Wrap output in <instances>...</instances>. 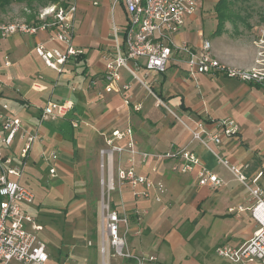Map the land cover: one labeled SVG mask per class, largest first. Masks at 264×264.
<instances>
[{
  "label": "crops",
  "instance_id": "crops-1",
  "mask_svg": "<svg viewBox=\"0 0 264 264\" xmlns=\"http://www.w3.org/2000/svg\"><path fill=\"white\" fill-rule=\"evenodd\" d=\"M94 1L96 0H75L76 11L73 19L72 45L75 49L81 50V54H78L83 56V60L77 61L75 56L77 58H80V56L78 57V54H76L68 56L62 64L55 62L56 69L45 64L41 56L35 51L37 44H42L46 51L57 49L62 54H66V44L59 40L51 39L56 32L55 26H50L45 31H38L32 35L11 34L6 38L0 39V75L4 78L8 77L10 80L8 83L0 82V102L11 98L8 93H5V88L8 89L9 93H16V97H13L10 103L3 102L0 104V109H2L3 104H6L7 108L3 109V112L18 117L22 124L20 132L15 137V139H18L17 145L11 147V151L14 155L18 154L21 149L20 143L23 142L24 136L35 131H38L40 136V139L33 143L32 149L23 161L26 167V175L29 178H34V174L45 171L47 164L41 160L40 154L43 151L53 149L51 144L55 143L58 149L55 148L57 157L52 162L53 165L56 170L68 174L70 167L66 164L65 158L68 157V154L69 157L70 154H75L71 145L76 144V140L78 142V136L86 135V137L98 139L99 147L96 148L98 153L99 149L105 145V138L113 129L117 128H114L113 125L115 117L121 113L120 109L123 107L122 104H124L122 94L102 92L103 97L99 98L98 92L102 91L101 85L93 87L90 84L93 78L101 76L106 58L112 52L113 40L110 37V30L112 31L113 24L116 25L112 15V26L103 27V33L106 32L105 34L93 33L96 22L91 19V15L104 14L107 16L108 11L110 12L109 0L107 1L108 6L104 7L102 13L96 8L97 3L93 4ZM125 18L123 10L122 24H124ZM196 23V18L190 16L183 28L176 34V42L180 43L183 41L181 37L178 39L177 36L182 33L186 26ZM224 32L220 35L211 34V54L230 67H253L257 59L255 49L242 43L240 39L226 38ZM80 34L81 37L73 38L74 36H80ZM199 37L201 40V31H199ZM200 40L197 43H187L199 45ZM86 49L94 52L90 62ZM6 59L10 61V65H4V60ZM55 59L54 57L53 61ZM184 60V57L168 60L163 72L151 75V84L161 98L173 110L178 112L188 124L204 120L207 127H212V120L233 117L239 124L238 138L230 139L224 137L217 150L229 162L238 165L245 176H253L264 166V82H244L235 78L220 75L211 77L206 74H195L194 77H190L188 65ZM68 62H74L75 64L69 65L67 64ZM92 62L94 66L91 67ZM43 64L56 74L63 75L64 80L62 81L64 83L58 84V82L56 85H52L50 74L41 75L40 65ZM75 66L78 67L77 71H73ZM122 75L124 80H129L125 72H122ZM14 80H17L20 85L15 86ZM50 86L52 87L51 91H49ZM57 89L60 91V95L53 99ZM129 98L133 102H139L140 104H153L151 99L145 98L144 91L134 81H132V87L129 90ZM48 100H69L73 104L74 114H68L64 118L54 120V122H39L38 108L42 107ZM72 120L78 122L79 127L77 129L76 127L75 129L71 127ZM125 122L128 124V119ZM43 123H56L57 125L54 126L56 130L53 129L50 134L40 131V126ZM48 136L54 138L53 142ZM166 136L168 143L165 148H158L151 151V153L163 152L172 145L181 146L187 144L190 139V134L180 122H176ZM135 140L137 141V139ZM189 146L202 159L205 166L209 167L208 169L225 181V185L217 190H209L207 187L199 186L196 183L194 173H174L169 169L167 162H162L163 175L169 182V189L163 195L165 200L161 201L160 209L166 211L173 205L174 199L178 197L179 193L186 190V199L182 206L185 204L194 206L197 218L195 221L189 218L181 219V222L179 221L180 223L177 224L182 241L186 242L189 238L186 237L187 240L185 239V231L182 230L183 223H185L183 221L186 219L190 222L188 223V227H191L189 232L194 233L202 227L206 233L208 232L209 237L211 225L207 224L208 222L204 216L207 212L228 225V228L223 233V240H218L216 245L222 242L241 243L256 229V224L251 218L249 211L252 202L246 190L229 174L230 172L226 168H222L224 166L218 163L202 145L192 142ZM77 152L86 153L87 149L84 147L83 152L81 150H77ZM94 160L92 158L89 161L90 169H96L97 163ZM14 161L17 162L18 159ZM220 168L222 171H218ZM146 169L145 163L141 164L139 159L136 158L137 172L149 175ZM94 172L92 170V175H94ZM48 175L47 171V179L50 182H54L53 186L55 188H58L60 192L66 191L65 202L69 203L71 196L67 185H64L65 182L55 176L49 179L50 175ZM97 180L98 185H100V175L97 176ZM259 184L264 189V176L259 179ZM121 191L122 201L118 200L117 203L119 204V209L122 203V207L129 212V235L127 239L129 247L135 253L153 255L156 260H160L150 251L152 247L145 249L143 245L142 236L148 232V228L143 222V217L147 214V210L138 207V201L143 196L134 195L131 188L125 186ZM99 198L98 217L99 223H101V191ZM150 201L154 202L153 199ZM154 203L160 202L155 201ZM250 220L252 224L246 227V223ZM238 229L241 230V233L236 234L235 232ZM98 234L97 240L100 246V233ZM93 235H95L96 240V234L93 233ZM88 244L90 245V243ZM162 244L163 241L155 240L153 242L154 252L158 253ZM99 246H97V249L101 260ZM109 260L114 261V264H132L130 261L116 257H110Z\"/></svg>",
  "mask_w": 264,
  "mask_h": 264
},
{
  "label": "built area",
  "instance_id": "built-area-1",
  "mask_svg": "<svg viewBox=\"0 0 264 264\" xmlns=\"http://www.w3.org/2000/svg\"><path fill=\"white\" fill-rule=\"evenodd\" d=\"M199 0H112L111 12L120 3L125 12V21L121 26H112V52L107 56L103 72L99 78H93L91 86L99 84L103 93L122 94L123 103L140 111L139 102L129 98L132 81L156 99V103L164 106L190 134L189 143L174 146L163 152H147L140 150L134 137L132 127L128 124L123 128H115L105 138L104 147L100 148V187H101V231L100 246L101 264H108L110 257L125 259L132 264H154L155 256L139 254L131 250L127 240L129 232V216L117 202H110L109 193L114 190L121 192L129 187L136 196L149 197L154 191L153 199L161 202L166 193L164 184L153 180L148 174L137 172L136 158L141 164L149 158L159 162H167L174 173H194L196 183L217 190L225 185V181L208 169L202 159L190 148L189 144L197 142L208 150L212 156L224 166L233 178L246 190L252 204L250 216L256 224L253 233L239 244L222 242L214 247V253L221 259L238 264H264V189L259 179L264 176V166L253 176L247 177L240 167L232 164L222 156L217 148L222 139H236L239 135V124L233 117L212 120V127H207L204 120L188 124L180 115L173 113L160 94L152 87L151 75L165 70L171 58H185L188 74H206L211 77L224 76L244 82H264V59H256L251 68L230 67L211 54V43L202 38L199 45L185 41L177 43L176 34L183 28L186 20L192 16ZM97 2L94 1L93 4ZM37 22L0 21V39L11 34H36L50 26L56 27L51 39L66 44V54L57 49L46 51L42 44L35 46L36 53L45 64L56 69L55 62L62 64L68 56L81 53L72 45L73 19L76 3L63 6L50 5L42 8ZM261 55V53H258ZM56 58L53 61V58ZM8 59L4 65H10ZM125 72L129 80H124ZM0 109V264H48L50 258L47 247L37 236L42 225L36 218L22 207V202L31 203L34 199L29 189L22 186L19 178L24 168V160L33 143L40 139L38 131L24 136L23 145L17 155L11 151L15 137L21 130L18 117L5 114ZM73 108L69 100H48L38 112L39 122L54 121L64 118ZM77 121L72 120V127ZM57 151L49 149L40 154L47 164L50 177L56 175L53 161ZM18 159L17 162H14ZM156 171V168H152ZM140 188V189H138ZM107 197V203L104 202ZM118 200H121L118 197Z\"/></svg>",
  "mask_w": 264,
  "mask_h": 264
},
{
  "label": "rangeland",
  "instance_id": "rangeland-1",
  "mask_svg": "<svg viewBox=\"0 0 264 264\" xmlns=\"http://www.w3.org/2000/svg\"><path fill=\"white\" fill-rule=\"evenodd\" d=\"M59 1L65 2L64 5L75 2V0ZM96 1V8L102 13L108 0ZM109 1L110 12L108 11L107 16L104 14L91 15V19L96 22V26L93 29L94 34L103 33V27L105 26H112V15L114 16L116 25H122V5L118 3L111 12L112 0ZM218 2L219 0H199L197 8L192 15L196 18L197 23L186 26L182 33L178 34L177 38L180 39L181 37L185 42L197 43L200 40L199 31H201L202 38L210 40L216 25L214 5ZM224 2L230 7V17L225 23L224 36H226V38L242 40V43L255 49L257 59H264V0H224ZM60 6L63 5L60 4ZM42 10L43 9H38L31 12L26 9L24 5L15 4L8 12L0 15V21L23 20L37 22L40 19ZM105 33L106 32L103 34ZM79 37H81V34L73 38L77 39ZM110 37H112L111 30ZM86 51H88L90 62V58L94 52L89 49H86ZM258 53H261V55ZM67 64L73 65L75 63L68 62ZM92 66H94L93 62L91 67ZM40 68L41 75L50 74L49 76L53 82L52 85H56L58 82V84L64 83L62 81L64 80L63 75L56 74L44 64L40 65ZM77 68L78 67L75 66L73 71H77ZM1 81L8 83L10 80L8 77L4 78L0 75V82ZM14 85L18 86L20 83L14 80ZM140 88L144 91L145 98L151 99L153 104H141L142 108L137 112L134 111L131 106L122 104L123 107L120 109L121 113L115 117L113 127L123 128L129 124L132 127L135 139H137V147L140 150L151 152L158 148H165L168 143L166 135L176 122L179 121L175 119L173 114L164 106L156 103V99L153 96L142 87ZM51 89L52 87L49 91H51ZM5 90V93H8L11 98L1 101L0 104L3 102L8 104L13 100V97H16V93H9L6 88ZM58 95H60V91L57 89L53 95V99ZM167 105L173 113L180 115L173 110L169 104ZM40 108L41 107L38 108V112ZM127 119L129 122L128 124L125 122ZM56 123H43L40 126V131L50 134L53 132V129L56 130V127H54L57 125ZM78 127L79 124H77L76 129ZM73 129H75V127H73ZM48 137L53 142L54 138ZM15 140L12 147L17 145L18 139L16 138ZM20 145L22 146L23 142H21ZM51 146H53L52 148L54 149L56 148L55 143L51 144ZM71 146L75 154H70V157L68 154V157L65 158L66 164L70 167L68 174H64L62 171L60 172L57 170L55 175V177H59L61 181L65 182L64 185H67L71 196L70 204L65 202V197H67L66 191L60 192L58 188L53 186L54 182H50L47 179V167L45 171L34 174V178H29L26 175V167L24 164L19 182L22 186L31 191L34 199L31 203L22 202L21 205L42 225V230L37 233V236L47 247L50 256L48 264H101L97 249V246H99L97 236H99L98 233H100L101 230V223H99L98 217L101 187L98 185L97 180V176L100 175V157L96 152V148L99 147V141L94 137L91 138L88 136L86 137V135H80L78 136V142L76 140V144L74 143ZM84 147L87 149L86 153L77 152V150L83 152ZM91 157L93 160L95 159L94 161L97 163L96 169H90L89 167V161L92 160ZM145 165L147 168L146 172L149 173L150 177L155 181L162 182L165 188L167 187L166 190H168L169 182L163 175L164 168L162 162L154 161L153 158H149ZM153 166L156 168V171L152 170ZM217 169L215 170L217 171ZM92 170L95 171L94 175H92ZM218 171H222V169L220 168ZM229 174L232 175L231 173ZM52 178L53 177L49 176V179ZM121 193L122 191L119 192L117 189L111 191L109 193L110 202H118V197H120ZM186 194V190L179 193L178 197L174 199L173 205L166 211L160 209L161 202L154 203L155 201H150L153 199L154 191L150 192L149 197H142L138 201V207L147 210V214L143 217V222L146 228H148V232L142 236L144 248L149 249L152 247L150 251L160 259L156 260L154 264H238L221 259L214 253V247L218 240H223L222 236L224 231L228 228V225L220 219L217 220V218H214L207 212L204 216L208 222L207 224L211 225L209 237L208 232L206 233L202 227L194 233L189 232L191 227H188V223L190 222L186 219L183 221L185 223H183L184 226L182 230L185 231V239L186 237L189 238L188 240L186 239V242L182 241L179 226L177 224L181 222V219L189 218L195 221L197 218L194 206L189 204L182 206L186 199ZM163 199L165 200L164 197L162 201ZM104 202L107 203V197ZM126 213L129 214L128 211H126ZM249 222L246 223V227L252 224L251 220ZM239 232L241 233L240 229L236 230L235 233L239 234ZM93 233L96 234L95 241L92 238ZM128 235L129 232L127 233V239ZM155 240L163 241L158 253L154 252L153 249V242ZM88 243H90V245ZM114 263V261L108 260V264Z\"/></svg>",
  "mask_w": 264,
  "mask_h": 264
},
{
  "label": "trees",
  "instance_id": "trees-1",
  "mask_svg": "<svg viewBox=\"0 0 264 264\" xmlns=\"http://www.w3.org/2000/svg\"><path fill=\"white\" fill-rule=\"evenodd\" d=\"M15 4H22L26 9L34 12L38 9H42L50 5H64L65 2H60L59 0H0V15L8 12L10 8ZM214 11L216 13V25L213 33L215 35H220L225 31V23L230 17V7L227 3L224 2V0H219V2L214 5ZM79 54L78 57L80 56V58H77V56H75L77 61L83 60V56ZM68 114H74V108H72ZM92 238L93 240H95V235H93Z\"/></svg>",
  "mask_w": 264,
  "mask_h": 264
}]
</instances>
